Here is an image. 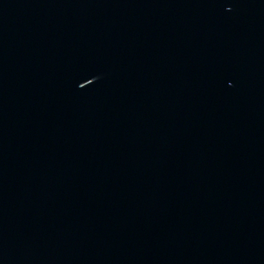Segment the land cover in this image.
<instances>
[{"label": "water", "instance_id": "1", "mask_svg": "<svg viewBox=\"0 0 264 264\" xmlns=\"http://www.w3.org/2000/svg\"><path fill=\"white\" fill-rule=\"evenodd\" d=\"M0 264H264V232L0 87Z\"/></svg>", "mask_w": 264, "mask_h": 264}]
</instances>
